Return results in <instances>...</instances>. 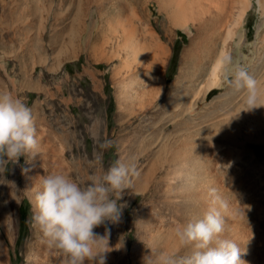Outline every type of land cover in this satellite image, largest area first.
<instances>
[{"label":"rangeland","instance_id":"374dc122","mask_svg":"<svg viewBox=\"0 0 264 264\" xmlns=\"http://www.w3.org/2000/svg\"><path fill=\"white\" fill-rule=\"evenodd\" d=\"M82 1L0 0V92L21 99L31 109L37 130V145L31 152L18 161L0 157V258H4L3 264H67L66 256L61 257L62 251L58 254L59 249L48 246L39 227L29 221L33 214L30 191L39 188L38 179L45 174L41 172H68L67 176L87 186L91 176L102 175L117 160L128 162L132 158L140 175L133 178V190L124 189L121 195L119 203L126 207L120 222L106 220L93 229L99 236L107 235L110 251L106 253V264H157L161 254H189L191 246L180 243L173 225L203 216L209 206L207 190L210 187H216L229 205L225 212L230 223L224 222L222 233L226 237L221 234V238L245 232L243 236L247 239L239 236L243 256L248 262L251 259V264H264V129L259 125L250 126L248 120H238L236 138L245 142V146L239 143L241 150L230 151L233 155L221 153L228 145L216 152H206L204 142L221 138L218 133L227 114L235 107L232 102L227 105L219 100L232 90H214L205 103L197 105L194 115L182 112L202 75L184 52L190 40L182 29L176 31L173 42L163 38L171 51L163 69L160 68L165 79L161 98L149 104L144 113L132 108L131 113L121 111L124 106L120 92L126 86L125 72L117 71L121 68L118 60L105 59L97 63L86 48L83 49L84 45L80 46V42L85 44L87 29L81 40L77 31L92 22L97 16L95 7L105 0ZM159 10L154 1L149 2V6L140 5L141 15L147 17L150 13V22L163 31L166 16ZM109 11L113 14V7ZM249 18L250 41H254L262 21L257 5L251 8ZM103 20H99V25ZM237 57L242 59V53ZM88 65L105 81L103 94H97L92 79L86 74ZM146 70L139 68L133 74L135 84L140 76L149 77ZM157 81L159 84L161 80ZM136 86L141 90L145 87L140 82ZM147 98V94L144 95L143 101ZM106 141L110 144L104 146ZM240 152L239 160L236 155ZM184 156L197 162L199 177L195 182L182 171ZM228 159L232 161L230 165ZM207 166L213 171L211 176H206ZM111 195L116 198V194ZM227 226L235 229L227 230L230 229ZM42 239L47 246L42 244L41 247ZM52 255L58 257L57 261ZM85 264L91 262L86 260Z\"/></svg>","mask_w":264,"mask_h":264},{"label":"bare ground","instance_id":"6f19581e","mask_svg":"<svg viewBox=\"0 0 264 264\" xmlns=\"http://www.w3.org/2000/svg\"><path fill=\"white\" fill-rule=\"evenodd\" d=\"M153 1L158 3L159 8H160L159 10L160 13L166 16V22L162 24L163 31L160 28H158L157 25H154L150 22L151 21L150 13L147 14V17L141 15L140 5H143V4L145 5L147 3L149 6V2L151 3ZM83 3H85V1ZM91 5H92V2H91ZM254 5L258 6L260 14L262 16V21H261V24L259 25V29L257 31L254 41H250L251 35H250V30L248 29L247 26L249 25V22H250L249 13H250L251 8L254 7ZM90 7H88V9ZM106 7H110V8L113 7L114 13L110 14L111 12L109 11L110 8L108 9ZM95 8H96L97 16L92 18V22H90L86 28L79 26L80 28L77 29V31H79L78 33L80 35V40H81L82 33L84 31L86 32V29H87V32H86L87 37L84 42L85 44H81L80 42V46L82 47V45H84L83 49L85 47L86 51L89 53V55H91L97 61V63L100 61L102 62L105 59L106 61L118 60V65H120L121 68L118 66L120 69H117V71L119 72L122 69L125 72L123 79L126 82L124 83L126 84V86L124 85L120 92L121 103L124 106L121 111L125 113L126 112L131 113V111L129 110H131L132 108V110L134 111H143L144 113L150 107L149 104L153 103L155 99L161 98V93L165 85V81H164L165 79L162 78L161 76L160 68L166 62L165 59H166V56L169 50L171 51L169 45L163 41L164 40L163 38L165 37V38H168V41H172L173 37L176 35L175 34L176 31L178 29H182L189 34V40H190V45L189 47L185 48L184 52L187 54L189 61L191 63L193 62L194 65L197 67V69L202 74L200 77L201 79H199L197 86L192 90L189 101H187L185 103V106L182 107L183 108L182 112H184V114L188 113L190 115L192 114L194 115V113L198 109L197 105L201 102L205 103L206 98L214 90H218V89L232 90L229 95H224L220 97L219 99L221 101V104L223 102H226L228 103L227 105H229L231 104L230 102H232L234 103L233 107L235 106L233 110L229 111L230 113L227 114L228 117L226 118V120H224V124L222 126L221 132L218 133L219 134L218 137H221L222 141H220L221 138L218 139L217 136H216L217 139L215 140L209 141L211 138L209 140L207 139L208 141L206 140L207 142L206 143L204 142L206 152L208 154L210 151L216 152L222 147H224V145L225 146L228 145L229 148L228 147L222 148L224 149L222 151L220 150L221 153L224 151L222 154H224L225 152H229L230 154L233 155L234 152L231 153L230 151H234V149L237 150V152H239L241 150L239 148V145H240L239 143H242L241 145H244L243 143L245 142L239 139V137L236 138L237 133H235V131L237 132L236 122L238 120H248L250 121L249 122L250 126L259 125L261 126V128L264 129V120H263L264 116L263 117L261 116L264 114V106L252 109L250 111L242 110L243 108L246 107L243 102L242 93L236 91L232 87H229L226 83L223 82L222 72H223L224 66L221 61L222 56H225V55L230 56L234 64L239 63L245 66L248 69L249 73L253 75L262 86H264V3H258L257 0H105L104 2H101L100 4L98 3ZM91 9L92 8H90V10ZM42 19L45 20L46 19L45 16H43ZM100 19L102 20L104 19L103 21H101L102 25H99ZM100 31L102 32L100 33ZM74 34L76 33L74 32ZM239 52L242 53V59H239L237 57ZM143 67L147 69L146 72L148 71L147 73L149 74V77L147 79H150V80H147L146 78H144L145 76L143 77L140 76V78H137L139 79V82L141 84L143 83V85H145L144 89L141 90L139 88L140 86L139 87L136 86L139 82L137 84L134 83V81L135 82L137 81L135 78H133V74L136 71H138L139 68H143ZM85 72L92 79L94 83V89L97 92V94L98 95L103 94L105 81L103 82L99 72L96 71L95 69H92L91 65H88L85 68ZM145 74L146 73H144V75ZM157 79L161 80L162 83L160 81L158 84ZM157 84L160 87L159 88L160 90L158 89ZM146 94L148 98L145 101H143V96ZM225 104L224 106L228 107ZM262 131H263L262 133H264V130ZM41 132H42L41 133L42 135L44 132L43 131ZM259 133L261 134V132ZM241 136L243 137V135ZM170 149L172 150L174 148H170ZM191 152L192 151H190L191 157H193ZM193 155H194V152H193ZM219 155H218L217 161L220 160ZM238 155H241V152L240 154L236 155V157H239L238 159L240 160V156ZM230 156L231 155H229V157ZM191 157L189 156L182 157V161L185 163L183 165L184 167L182 166L183 167L182 171H184L187 174V176H189L190 179L192 178L193 179L192 181L195 182L197 181V177H199V174L197 171L198 166L195 164L197 162L192 161L194 158H191ZM221 158H223V156ZM232 158H235V157L233 156ZM224 159H227V158L224 157ZM236 159L237 158H235V161ZM230 161L227 162L229 165H230ZM216 163L217 162H215V164ZM219 164H218V167H219ZM63 166L61 167L63 168ZM43 169L44 167L41 170ZM55 169L56 168H54V171ZM58 169L59 167H57L56 170ZM205 169L206 170L204 171L205 172L207 171L206 176H211V173H213L212 169L208 166ZM42 173H45V170L44 172H41L40 174ZM66 174L64 173V175ZM180 175L181 174H179V176ZM37 189L38 188H33L32 191H30L32 197H33L34 192ZM232 211H233V214L238 213V210H237V213H234V210ZM225 213H226L225 215L228 217V212H225ZM225 215L223 214L224 222L226 221L225 223H227L228 225V222L230 220H229V217L227 218ZM232 223L234 226L236 225L234 221H232ZM228 227L230 228V226H227V228ZM231 228H233V226ZM231 228L227 230H231ZM233 229H235V227ZM244 230H247V229H244ZM234 231L235 230H233V232ZM244 233L241 232V234L239 233V235H232L231 237H229L230 235H228L227 233L228 235L227 239L235 241L238 244L241 251H242V247H241V243H240L241 240L239 236L241 235L242 236L241 238H243ZM221 234L222 236H225L224 233H221ZM249 235H251V233H249ZM39 242L41 244V247H43L42 244L45 243L44 240L42 239V241H39ZM246 243H245V246H246ZM44 245L47 246L48 244H44ZM49 248L50 247L46 249H48L49 251ZM39 249H42V248H39ZM53 252L54 251H52V253ZM58 252H59L58 254H60V250ZM62 256L64 257V254H61V257ZM57 258H55L56 261H57ZM2 259H1V264H3V261H4ZM60 259L58 261H61ZM241 260L243 261V264H247V263L251 264V259L248 262L246 258L243 256L242 252H241ZM254 263H257V261H255Z\"/></svg>","mask_w":264,"mask_h":264},{"label":"clouds","instance_id":"9594fccd","mask_svg":"<svg viewBox=\"0 0 264 264\" xmlns=\"http://www.w3.org/2000/svg\"><path fill=\"white\" fill-rule=\"evenodd\" d=\"M264 3V0H257ZM223 82L241 92L245 108L264 106V86L230 56L221 57ZM31 109L19 98L0 92V157L15 160L37 145ZM106 141L104 146L109 145ZM140 175L135 158L117 160L100 176H91L87 186L59 172H45L32 197V226L39 227L49 245L62 251L67 264H106L110 251L107 235L93 229L106 220L119 223L126 204L119 203L124 189L133 190V178ZM111 194H116L113 199ZM209 206L202 217L175 223L173 232L180 243L191 246L184 256L161 254L157 264H243L238 244L221 238L223 212L228 202L216 187L207 190Z\"/></svg>","mask_w":264,"mask_h":264}]
</instances>
